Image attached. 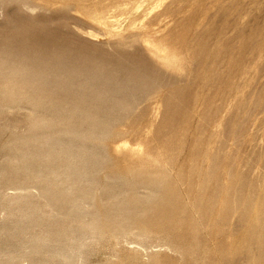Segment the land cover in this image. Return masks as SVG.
Returning a JSON list of instances; mask_svg holds the SVG:
<instances>
[{"label":"rangeland","instance_id":"374dc122","mask_svg":"<svg viewBox=\"0 0 264 264\" xmlns=\"http://www.w3.org/2000/svg\"><path fill=\"white\" fill-rule=\"evenodd\" d=\"M0 264H264V0H0Z\"/></svg>","mask_w":264,"mask_h":264}]
</instances>
